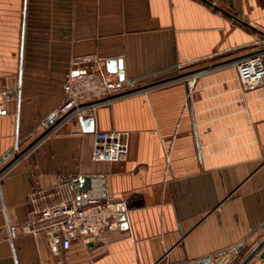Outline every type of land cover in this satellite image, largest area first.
I'll list each match as a JSON object with an SVG mask.
<instances>
[{
  "label": "crops",
  "instance_id": "0c3cea01",
  "mask_svg": "<svg viewBox=\"0 0 264 264\" xmlns=\"http://www.w3.org/2000/svg\"><path fill=\"white\" fill-rule=\"evenodd\" d=\"M262 49L264 0H0V159L15 149L0 164V264H185L243 245L239 264L264 238V85L245 88L232 61ZM208 65L189 93L179 78ZM79 69L115 87L95 131L44 137ZM97 131L129 133L120 161L92 159ZM59 174L104 175L124 203L106 247L59 256L21 229L31 187Z\"/></svg>",
  "mask_w": 264,
  "mask_h": 264
},
{
  "label": "built area",
  "instance_id": "2783aa9c",
  "mask_svg": "<svg viewBox=\"0 0 264 264\" xmlns=\"http://www.w3.org/2000/svg\"><path fill=\"white\" fill-rule=\"evenodd\" d=\"M232 64L245 88L264 85V50L234 59ZM212 67L214 65H208L179 79L185 82L190 93L197 86L201 73ZM114 89L87 69L73 71L63 86L64 101L47 118V130L43 136L49 137L72 122L80 123L81 118L95 117L99 105ZM8 111L7 101L0 92V116L7 115ZM129 138L127 131L95 132L92 159L98 162L120 161L127 153ZM78 182V175L59 174L50 187L33 185L29 191L31 209L28 219L20 226L25 233L51 234L54 240H58L59 256L77 241L106 247L109 233L121 228L120 216L126 212L124 203L110 199L78 206L75 194ZM18 228L19 225L9 223L10 239L17 236ZM254 260L256 264H264V257L257 256Z\"/></svg>",
  "mask_w": 264,
  "mask_h": 264
},
{
  "label": "water",
  "instance_id": "95a60500",
  "mask_svg": "<svg viewBox=\"0 0 264 264\" xmlns=\"http://www.w3.org/2000/svg\"><path fill=\"white\" fill-rule=\"evenodd\" d=\"M264 50V49H262ZM118 63V62H116ZM109 70H118L116 69L115 61H111L109 64ZM120 68H122L121 63L119 64ZM94 118H81L80 125L82 126V130L87 133H93L95 131V122ZM15 149L10 150L8 153L4 155L0 159V164H2L5 160L9 158L14 153ZM76 194V203L78 206H85L88 203L97 201V200H104L107 199V190L105 185V177L104 175H80L78 186L75 190ZM122 220L121 228L127 225L126 214L120 216ZM261 227L258 228L261 229ZM49 237L54 242L53 249L57 252L59 248L58 240H54L51 234H48ZM243 245H239L233 253H230L225 256L213 258L211 256L203 257L197 261H192L185 264H228L230 260L234 258L236 253H239ZM260 256L264 257V238L259 241V243L244 257V259L239 264H253L252 261L255 257ZM62 264V263H61Z\"/></svg>",
  "mask_w": 264,
  "mask_h": 264
},
{
  "label": "rangeland",
  "instance_id": "374dc122",
  "mask_svg": "<svg viewBox=\"0 0 264 264\" xmlns=\"http://www.w3.org/2000/svg\"><path fill=\"white\" fill-rule=\"evenodd\" d=\"M244 257H246V256H245V255H241V256L237 259L236 262H240V261H242V259H244ZM255 258H256V257H255ZM252 263H253V264H256L255 260L252 261Z\"/></svg>",
  "mask_w": 264,
  "mask_h": 264
}]
</instances>
